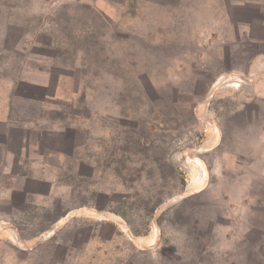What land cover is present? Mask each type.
<instances>
[{
	"label": "rangeland",
	"instance_id": "obj_1",
	"mask_svg": "<svg viewBox=\"0 0 264 264\" xmlns=\"http://www.w3.org/2000/svg\"><path fill=\"white\" fill-rule=\"evenodd\" d=\"M0 118V264H264V0H0Z\"/></svg>",
	"mask_w": 264,
	"mask_h": 264
},
{
	"label": "crops",
	"instance_id": "obj_2",
	"mask_svg": "<svg viewBox=\"0 0 264 264\" xmlns=\"http://www.w3.org/2000/svg\"><path fill=\"white\" fill-rule=\"evenodd\" d=\"M0 122H8V119L0 118ZM4 138V136H3ZM2 140V136H0V145L4 144ZM25 148L30 149L31 147L26 144L20 149L19 154L16 151H11L9 149L4 150L1 149L0 152V201L2 199L8 198L12 199V195H14L13 189L9 186H5L3 180L6 176L14 174L17 171L18 167L21 165V159L26 157L22 154V151H25Z\"/></svg>",
	"mask_w": 264,
	"mask_h": 264
},
{
	"label": "bare ground",
	"instance_id": "obj_3",
	"mask_svg": "<svg viewBox=\"0 0 264 264\" xmlns=\"http://www.w3.org/2000/svg\"><path fill=\"white\" fill-rule=\"evenodd\" d=\"M193 171V170H192ZM193 174V173H192ZM196 177H198V175L196 176ZM195 183H192V185H194Z\"/></svg>",
	"mask_w": 264,
	"mask_h": 264
}]
</instances>
